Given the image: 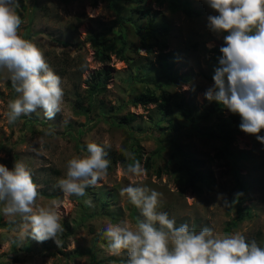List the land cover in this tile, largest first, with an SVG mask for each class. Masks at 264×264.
I'll return each mask as SVG.
<instances>
[{
  "label": "rangeland",
  "instance_id": "obj_1",
  "mask_svg": "<svg viewBox=\"0 0 264 264\" xmlns=\"http://www.w3.org/2000/svg\"><path fill=\"white\" fill-rule=\"evenodd\" d=\"M188 1L200 11L199 16L173 10L166 1L145 0L140 4L155 13L158 29L148 39L155 43L153 52L147 53L140 46L135 23L129 19L137 16L133 13L135 4L127 0H18L16 12L23 21L19 34L41 50L50 68L61 77L64 98L61 112L52 120L45 119L38 108L8 124V103L19 94L7 78V70L0 69V164L11 169L15 161H22L31 170L38 186L37 204L57 201L63 232L58 234L62 241L59 247L53 239H22L21 218L17 215L15 222H10L12 218L3 215L0 204V264H125L127 253L111 255L103 232L109 224L122 221L134 229L135 217L144 219L127 196L120 195L129 184L161 193L157 211L167 212L176 226L187 223L196 232L209 227L218 236L239 233L264 248V144L239 128L233 149L246 151V155L234 165L230 159L214 156L219 140L202 134L215 128L219 117L239 115L223 107L219 117L197 118L193 122L197 129L193 130V123L171 107L178 123L173 131L162 122L156 105L134 106L130 102L145 85L153 88L155 83L127 78L136 67L154 60L159 53L156 41H164V52L172 53L175 71L190 76L189 82L180 87H167V93L175 100L181 94L194 105L196 113L208 108L210 101L204 94L213 82L204 74L213 66L210 49L224 43L228 34L213 32L208 26L207 17L219 13L206 0ZM159 27H167L168 32ZM92 32L117 45L123 38L126 60L112 54L109 62H99L88 40ZM100 69L107 71L108 80L98 92L90 94L87 81ZM151 74L145 77L151 78ZM89 104V111L80 110V105ZM128 114H134L135 120L122 123L120 118ZM258 135L264 136V129ZM89 142H98L116 155L123 154L124 149L138 151L142 167L148 159L149 169L133 177L126 175L119 163L111 164L100 186L87 188L86 195L79 199L68 196L57 186L58 179L65 175L68 159L87 155L81 144ZM178 150L205 161L207 178L198 182V193L185 183Z\"/></svg>",
  "mask_w": 264,
  "mask_h": 264
},
{
  "label": "clouds",
  "instance_id": "obj_2",
  "mask_svg": "<svg viewBox=\"0 0 264 264\" xmlns=\"http://www.w3.org/2000/svg\"><path fill=\"white\" fill-rule=\"evenodd\" d=\"M219 13L208 16L213 32H227L219 51V67L214 69V83L205 98L216 101L241 118L242 132L255 135L264 144V0H206ZM18 0H0V69H6L8 80L18 97L10 100L6 113L8 124L23 115L42 109L45 119L61 112L64 90L61 77L46 62L41 50L24 39L19 30L23 23L17 14ZM46 134H51L45 130ZM106 147V146H105ZM105 147L89 142L87 155H74L66 162L65 175L57 186L68 196L83 197L89 187L100 186L108 172L110 160ZM130 160L126 175L139 177L145 169L135 154L122 150ZM38 186L31 170L15 161L9 169L0 164V204L4 216L22 221V239L37 242L53 239L59 247L58 234L63 232L57 201L37 204ZM121 196L140 210L144 217L133 229L127 222L109 224L103 232L108 251L113 256L127 253L125 264H264V248L247 241L239 233L218 236L209 227L192 231L187 223L176 226L167 212L157 211L162 195L146 186H128ZM91 206V200L86 201Z\"/></svg>",
  "mask_w": 264,
  "mask_h": 264
},
{
  "label": "trees",
  "instance_id": "obj_3",
  "mask_svg": "<svg viewBox=\"0 0 264 264\" xmlns=\"http://www.w3.org/2000/svg\"><path fill=\"white\" fill-rule=\"evenodd\" d=\"M127 1L135 4L133 13L137 14V16L134 18L130 16L129 19L135 23V32L139 36L140 46L145 50V52L152 53L155 43H149L148 39L151 36L154 37L155 32L158 30L154 23L156 18L155 13H152L150 8L140 7V4L145 2V0ZM164 1L168 3L171 9H180L189 17H197L200 15V11L191 7L188 0H159V2ZM159 29L165 33L168 32L167 27H159ZM223 33L229 34L227 32ZM88 40L91 42V45L94 48V56L99 62H109L112 54H115L120 60H126V56L124 55L125 41L123 38L120 39L119 45H117V43L112 42V39H108L98 33L92 32L89 34ZM156 45L159 48V53L157 54L156 58L154 60H150L149 64L136 67V70L133 71V74H130L127 78V80L136 78L138 80H145L148 83H155L154 87L152 88L145 85L138 94L134 95L130 102L134 106H145L147 104L156 105V108L161 115L162 122L168 124V128L172 129L173 131L177 130L178 123L175 122L174 117L171 115V107H175L176 109L180 110L185 120H189L191 123L196 121L197 118L208 119L211 117V115H216L218 117L221 116L223 106L216 101H210L208 108H205L203 112L196 113L194 105H192L189 100H186L181 94L177 95L179 98L178 100L170 97L166 88L170 86L180 87L182 84L189 82L190 76L187 73L178 74L177 71H175V62L172 58V53L164 52L167 46L166 42L156 41ZM222 46H224V43L220 44L219 46H214L210 49V51L213 53L211 57L213 66L209 73L204 74V77L213 83L214 81L212 77L214 75V69L219 67L218 58L222 55L219 49ZM147 73H152L151 78L145 77ZM107 80V71L103 69L98 70L95 76H93L92 80L87 81L88 88H90V94L98 92ZM79 108L82 112H86L91 109V104H89L87 107L80 105ZM219 119L220 120L216 123L215 128L203 131L202 134L208 138L219 140L220 147L214 153L216 158L230 159L231 163H234L235 165L246 155V151L233 149V142L236 138V135L239 133V124L241 123V118L240 116H231L226 118L219 117ZM134 120V114H128L120 118L122 123H130ZM194 123L191 127L193 130L197 129ZM164 128L166 127H163V129ZM95 143L101 145L98 142ZM87 144L88 143L81 144V147L84 149L86 154H88L86 149ZM101 146L104 147L103 145ZM105 151L107 152L106 158L110 160L109 167L111 164L119 163L122 169L125 171L127 164L131 163V161L126 159L122 153L116 155V153H113L106 148ZM178 152L182 158L180 168L186 174L185 183L194 193L200 192L201 189L198 182L207 178L205 171H203L205 161L203 159L196 158L193 153H190L189 151L178 150ZM133 153L135 154V158L142 166L140 153L138 151H134ZM143 166L146 170L149 169L148 159H146V161L143 163ZM244 189L242 188V193L245 192ZM43 194L48 197L52 196L47 193ZM74 197L78 199L80 198L77 196ZM237 207L240 209V206ZM138 219V216L135 217L136 222H138Z\"/></svg>",
  "mask_w": 264,
  "mask_h": 264
}]
</instances>
